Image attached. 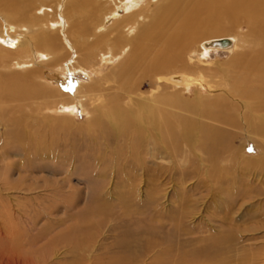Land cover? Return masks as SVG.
<instances>
[{
  "label": "bare ground",
  "instance_id": "1",
  "mask_svg": "<svg viewBox=\"0 0 264 264\" xmlns=\"http://www.w3.org/2000/svg\"><path fill=\"white\" fill-rule=\"evenodd\" d=\"M155 1L158 3L147 9L145 5L149 0H0V126L4 129V144L16 145L3 153H15V156L17 153H48L49 145L44 134L34 133L33 128L29 129L31 127L20 129L14 126L15 119L23 118L22 108L27 107L31 111L37 107L44 115L64 110L65 116L71 117L80 105L90 117L88 134L97 132L103 140L111 138L114 143L125 141L132 164L149 171L153 181L165 175L166 171H179L181 179L187 180L193 170L186 168L190 159L185 148L206 152L192 153L199 159L192 163L195 168L198 163H204L202 154H206L212 172L220 171L217 159L223 150L229 148L228 131L225 133L226 130L206 123L178 117L168 109L184 103L179 91H189L193 85L208 87L212 92V86L206 84H210V80L223 89L219 88L211 101L204 99V116L232 125L237 119L236 113L244 111L242 119L246 118L250 124L255 122L254 128L264 137V0ZM119 11L131 13L122 16ZM243 25L248 28L245 34L242 33ZM102 43H106V50L97 48ZM225 45L231 46L227 64L233 72L228 75L229 80L218 76L221 74L219 69L190 66L195 55L204 62L210 50L225 49ZM115 60L118 61L116 68L101 74L103 64L114 63ZM163 65L167 69L176 65L188 66L196 75L192 77L188 71L166 70ZM151 68H156L152 80L155 88L174 92L156 94L147 102L132 100L133 94L143 85L135 80L136 72L142 69V75L146 76ZM78 71L91 72L100 78L95 79L96 76L90 74L89 82H74L68 73ZM113 75L116 77L112 78ZM209 77V81L205 80ZM110 80L114 86H106ZM90 138L89 143H98L97 139ZM120 147L113 152L115 155L125 152V146L123 150ZM12 155H0V204L6 202V198L1 196V193L6 195L5 191L20 189V193L25 194L34 189L32 181L24 173L17 178L9 175L11 166L8 159ZM238 161L241 162V158ZM39 163H29L26 168H36ZM127 169L130 176L125 179L132 186L135 168H123ZM66 176L68 179L69 174ZM59 180L54 182L55 186L46 189L50 191L48 196L52 200L59 199L56 193L62 197L69 195L70 191L64 190V181ZM130 192L134 194L132 188ZM91 201L88 210L85 209L86 214L99 216L107 212L106 205L96 194ZM144 201L145 205L135 209L129 206L134 211L126 209L124 216L134 217L131 219L133 230L119 239L120 248L112 252L109 259L92 256L85 262L67 264H258L260 258L264 261L262 249L230 258L235 249L232 245L235 233L221 229L210 237L201 238V246L186 249L174 238L177 239L181 233L202 232L206 228L188 224L189 207L181 205L182 211L172 216L169 222L171 230L167 231V223L159 215L154 196L150 194ZM219 219L222 227L230 222L225 217ZM72 238L64 239L71 248H78L81 242ZM37 242L34 240L33 244ZM18 257L26 264H37L29 257Z\"/></svg>",
  "mask_w": 264,
  "mask_h": 264
},
{
  "label": "rangeland",
  "instance_id": "2",
  "mask_svg": "<svg viewBox=\"0 0 264 264\" xmlns=\"http://www.w3.org/2000/svg\"><path fill=\"white\" fill-rule=\"evenodd\" d=\"M157 3L158 2L155 0H149L145 7L150 9ZM129 13L131 12L119 11V14L122 16H126ZM247 30V26L243 25L242 33H247ZM223 36L226 37L228 35ZM224 47L226 48L210 50L208 57L205 58L207 61L204 62H200L199 58L195 55L192 61L195 63L190 62V66H204L208 68V70L209 67L211 69H219L221 74H218V76L222 79L224 77L226 80H229L227 77L233 72V68L230 66L228 67L227 64L231 53L229 51L231 46L225 45ZM97 48L106 50V43L98 45ZM116 49H118V47H116ZM113 62L114 63L103 64L101 74L109 73L114 70L118 61L115 60ZM163 69L188 71L192 77L196 75L188 66L176 65L168 69L164 66ZM141 70L138 69L135 74L136 79H134L141 82L143 85L140 86L141 88L137 92L138 94H133L132 100L147 102V99H154L153 96H156V94L174 92L171 89L165 91V89L157 90L155 88L152 80L154 79V71L156 68L149 69L150 73H147L146 76L142 75L144 72ZM69 73L68 76L74 82H78V80L80 82L82 80L89 82L90 74H92L91 72L88 73L85 71ZM199 73H202V70H200ZM92 75L95 74L93 73ZM114 75L112 78L116 77ZM95 76V79L100 78L98 75ZM219 77L218 79H220ZM205 80L209 81L210 77L207 79L205 78ZM209 82L210 84H206L210 87L212 86V92H209L208 87L199 88L193 85L189 91H179L180 98L184 103L177 104L174 107H168V109H171L178 117L197 121V123H206L222 131L226 130L224 132L226 133L228 131L226 134L230 138L229 148L223 150L222 154L217 159V165L220 167V171L217 172H212L210 166L211 162L207 160L206 154H202L204 163H200V165L198 163L196 168L192 166L194 160L199 161L198 157L196 158L192 153L200 152H193L185 148L184 151L185 153L189 152L188 158L190 159L186 164V168L193 170L189 173V177H187L188 181H183L181 179L182 176L179 171H166L165 175L163 174L153 181L149 171L143 170L140 167L136 168V165H134V163L132 164V161L128 158L127 144H125V141L122 140V142L114 143L111 141V138L109 141L103 140L101 135L99 136L97 132L88 134L87 129L90 117L80 105H78L71 117L65 116L63 109V112L58 114L50 113L44 115L37 107H34L32 110L30 109L31 111H28L27 107H24L21 111L23 118H25L24 121H20L23 119L22 117L13 121L16 128L23 129L25 127H31L29 129L33 128L32 130H34V133H38V135L44 134L47 137L46 143L49 145V149L47 150L48 153H17L18 155L16 156L15 153H3L4 150H12L16 145L4 144V136L2 135L4 129L0 126V152H2L0 155L13 154L12 157L8 159L11 166H9V175L17 178L24 173L26 178L30 182L32 181L34 186V189L26 191L27 193L25 194L20 193V189H12V191L16 192H12L11 190L5 191L7 193H14L13 195L11 193L10 195L1 193V196L6 198V202L0 204V264H26L23 260L20 261L18 256H25L23 258L29 257L37 264L85 262L92 256H98L107 260L112 252L119 250V239L133 230L131 219H134V217L124 216L125 212H127V210L134 211L136 207L145 205L146 201L144 200H146L150 194L154 196L158 203L160 209L159 215H162L164 222L167 223L165 230H171V225L169 224L170 219L173 215L175 216L182 211L181 205H185L187 208L189 207L188 210L191 212L188 217V224L192 227L200 225L206 227L204 229L205 231L181 233V236L179 235L177 239L174 238L175 241L181 242L182 246L186 249L201 246V238L210 237L221 229L222 231H232L235 233L234 242H232L235 249L233 248L229 257L232 256L233 258L240 254L245 255L247 254L246 252L257 253L258 249H262L261 252L264 253V137L257 133L256 128H254L256 125L255 122L250 124L246 118L243 117L242 119L244 111H242V113H236L235 117L237 119L235 118V122L232 125L229 124L230 126L225 122L206 118L204 116L205 113L202 112L205 111V100L211 101L217 92L223 89L222 87V89L216 87L217 85L213 84L211 80ZM112 85L114 86V83L110 80V83L106 86ZM129 102H131V100ZM186 104H189V106ZM90 134L92 135L90 136ZM89 136L97 139L98 143H89ZM86 144H88V148H86ZM119 147L121 150L124 149L123 151L125 152L115 155L116 153L113 152L117 151ZM240 158L242 163L238 161ZM118 161L120 163H118L119 165L117 164ZM245 161L252 162L246 163ZM22 162H25V164L21 165ZM29 163H39V167L36 166V168H30V170H28L29 168L26 167L29 166ZM5 164H3V166ZM40 164L42 166H40ZM123 166H127V168L132 166V168H135V173H132V179L135 182L132 181V186L127 183L130 174L127 172L128 169L126 171L123 170ZM25 169L28 171H24ZM67 174H69L68 179L66 178ZM59 179L64 181L66 185L64 190H69V195L71 197L69 195L68 197H62L60 193H56L59 199L52 200L51 197L48 196V194H51L50 191L46 189H50V186H55L54 182ZM28 180L27 183H29ZM36 181L38 182L36 183ZM131 188L134 191L133 195L130 192ZM184 191L186 192L184 193ZM94 194H96L107 207V212L103 213L104 215L97 216L92 213L89 216V214H86L85 209L88 210ZM124 199H126L127 202ZM123 200L125 201L124 203H122ZM225 203L231 204H227L230 205L227 206ZM177 205H179V207ZM129 206H132L134 209ZM175 208H177L176 211ZM178 208L179 211H177ZM222 208L223 210H221V212L220 209ZM220 215H223V217L230 221L228 224L223 225V227L220 221H218L220 220L219 218H223L222 216L220 217ZM21 231L22 233H20ZM70 236L73 237L72 240L81 242L78 248H71L70 243L64 239ZM156 237L160 239V236ZM34 240H38L35 245L33 244ZM153 253L154 252H152V254ZM8 255L10 256L8 257ZM258 261V264H264L263 259L260 258Z\"/></svg>",
  "mask_w": 264,
  "mask_h": 264
}]
</instances>
